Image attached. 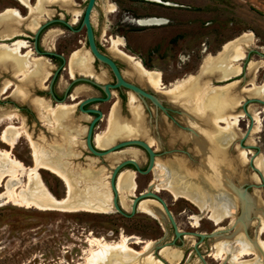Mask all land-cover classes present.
<instances>
[{"label": "rangeland", "instance_id": "1", "mask_svg": "<svg viewBox=\"0 0 264 264\" xmlns=\"http://www.w3.org/2000/svg\"><path fill=\"white\" fill-rule=\"evenodd\" d=\"M30 1L32 4L36 3V0ZM163 1L174 2L177 3L178 6H170V4H164L160 0L157 2L155 0H98L93 15V21L100 43L104 47L109 48L111 46L110 41L112 36L122 37L124 39L123 49L140 59L147 68L160 71L166 85L183 79L189 74H198L201 64L208 54L217 55L218 52L223 49L226 42L233 40L245 32L252 33V43L246 47V54L250 49H258L264 52V0ZM86 2L87 0H74L71 10L69 7L67 8V6L61 4L47 3L46 10L52 11L51 17L58 16V13L66 17L68 16L64 10L66 9L73 14L68 17L73 20L74 12L77 10L82 11ZM109 4H114L116 6L114 12L107 11ZM7 8H17L23 16L29 13V9L18 0H0V12ZM148 16L164 17L169 21L162 25H137L139 24V19L148 18ZM79 24L80 23H77L75 26L78 27ZM133 27L141 29L134 30L132 29ZM53 28L58 30L55 35L54 33L53 35L50 34V29ZM24 32L26 35H30L29 32ZM19 38L27 40V37L17 36L11 38L7 42L15 41V39ZM2 42L3 41H0V43ZM42 44L46 49L64 53L68 58L77 48L83 49L91 55L86 47L85 29L72 32L68 29H61L58 26H51L44 32ZM26 50L27 49H24V51ZM49 59L50 63L52 62V68L58 66L55 60ZM250 59L262 61V65L257 72H255V76L246 69L244 71L247 73L245 77L241 73L232 79L241 80L244 88L251 87L250 82L252 79L255 80L258 86H264V57L257 53H253ZM240 61L234 63L241 67L244 66V63ZM121 63L126 74L134 78L135 76L132 73V68H128L123 60ZM92 65L103 71V73L99 74L102 78L99 76L98 79L105 81L107 79V68L100 63H96L94 58L92 60ZM52 68L50 69L48 77L45 79L44 86H47L50 81L52 71L54 70ZM70 76V67L68 66L67 69L62 72L59 82L60 89L70 81ZM110 77L111 76L108 75V78ZM10 78L11 73H9V75H3L2 77L0 76V82H4ZM209 82L211 83V79ZM223 83H227V81ZM15 85V82H13L10 88L0 93V100H8V98H4L13 91ZM0 87H2L1 84ZM42 93L43 94H40L41 97H45L49 100L46 91L43 90ZM86 94H88V92L80 94L79 98L75 100L68 99L66 102L75 103L77 100L85 97ZM249 96L256 97L253 95ZM243 100L244 96L241 98L242 102ZM23 101V99H15V102H0V148L6 150L11 149L14 157L21 160L26 166H35V158L30 138L33 141H37V144H45L54 151L57 150L59 144L63 142L67 147V144H65L67 140L61 132L57 133L55 126L48 124L46 121V123L41 121L35 108L36 114L33 112L32 115L27 116L23 109ZM117 102L118 99L114 98L108 103L99 104V107L108 114L111 112L113 105ZM249 108L252 114L258 112L261 127L260 131L251 134V136L247 138L246 143L259 147L261 153L259 155L263 156L264 165V105L255 102L250 104ZM242 112L243 111H240V113ZM175 116L179 121L181 120L178 114ZM83 117V115L79 114L76 116L75 110L73 111L74 124L84 129L85 133L87 123L85 119L82 120ZM132 119L133 117L131 120ZM148 119L151 121L150 125L153 133H158L163 141L162 145L157 138L153 144L154 148L159 152L172 148L189 150L191 157L194 158L191 161H193L194 164L198 163L200 157L195 154L192 142L188 141L187 138H183V140L179 137H175L176 139L174 138L175 134L182 133V130L173 125L171 120L165 117V121L158 125L159 120L157 122L156 118L149 117ZM11 123L16 126L25 127L26 130V133L18 139L13 148L1 139L5 127ZM156 124L158 126L156 127L157 129L154 127ZM248 124L249 118L245 117L233 127L235 138H237V136L238 138L231 143L229 149L231 157H236V155L240 153V150L245 149L240 147L239 138L245 134ZM107 125L108 120L105 119L101 121L96 132H104L107 129ZM221 125L225 126L223 123ZM84 133L72 137L73 141L71 142L70 148L73 152L65 155V162L73 168L81 167L80 169L85 170L89 167L81 164L86 163L85 158L89 157L90 153L85 151L82 147L84 146ZM185 133L186 132H183V134ZM151 137H153V139L155 137L156 139L155 134H152ZM247 151H251V153L247 154V158L250 159L256 152V149H249ZM76 156H79V158L74 159ZM125 156L135 157L142 167L147 164L145 152L138 147L120 151L116 155L113 154L110 161H113L112 164H115L118 159L124 158ZM177 157L184 158V160L188 161L191 159V157H188L185 153L172 151L161 154L159 160L167 161L169 159H176ZM248 162L249 160L235 170L232 180L240 178V183H243L245 182V178L247 179V177L251 176L250 178H252L251 180L253 182L263 183L260 174L252 169ZM88 164L90 167L93 166L92 162ZM201 164L199 166H201ZM93 168H102L104 170L101 186L112 196L109 186L108 178L110 173L107 171L108 169L105 166ZM230 171L233 172L234 170ZM39 172L46 188L55 197L62 199L67 195L66 183L57 174L42 167L39 168ZM157 173L159 174V171L150 172L148 174L136 172V193L145 190L151 182L159 181ZM253 175H256L258 178L253 177ZM7 181L8 179L0 186L1 193L6 190ZM22 183L24 185L28 183V177L26 175L22 177ZM251 190L259 191V195H261L260 197L264 201V186ZM127 193L124 195L121 194V201L124 199L122 205L130 212L133 196L129 194V192ZM130 193L133 194V191H130ZM158 193L168 202L179 228L184 231L197 230L201 232H212L217 228L229 227L235 220L234 216H226L220 223L216 224L215 221L210 218V209L207 210L208 212L205 217L200 218L199 214L202 209L193 200L185 197H175L167 189H160ZM196 218L200 219L198 223L196 222ZM169 231L172 232L171 227H169ZM165 233V224L160 218H156L141 210L133 217H125L116 211L101 213L86 210L65 211L58 209H39L36 207L17 205L13 202H7L4 199L0 200V264H87V256L92 248H96V245L91 242L92 239L103 238L114 243L127 238L130 247L135 250H143L147 242H154L164 236ZM250 233L252 235L255 234L254 227L250 229ZM260 237L264 240V234H261ZM196 240H198V238L190 236L185 239L184 243L178 241L179 249L182 250L180 264H184L190 255L193 257L191 264L201 263V259L194 249V242ZM215 245L216 243H205L202 247L200 246L208 264H222L223 259L226 258L225 256H217ZM171 249L175 250L173 248ZM113 253L109 255V261L119 260L125 264H136L138 261L137 258L135 261L131 258L137 257L135 254L130 253V256H132L130 258H125L123 256H115ZM249 256L251 255H245L243 258ZM149 262L151 264H156L158 262V264H162L160 259H157V262L155 261L154 255L153 258L149 259Z\"/></svg>", "mask_w": 264, "mask_h": 264}, {"label": "bare ground", "instance_id": "2", "mask_svg": "<svg viewBox=\"0 0 264 264\" xmlns=\"http://www.w3.org/2000/svg\"><path fill=\"white\" fill-rule=\"evenodd\" d=\"M19 1L28 5L32 13L34 14L35 12L36 16L40 6L43 4L45 6L47 3L61 4L67 6V8L69 7L71 10L74 3V0H38V3H36L37 7H33L31 6L30 0ZM160 1L167 5L170 4V6H178V4L174 2ZM115 10L116 6L114 4L108 5V12H114ZM45 11V16L52 15L51 10L45 9ZM81 14V10L74 12V23L79 20ZM157 20L158 19L154 18H142L138 20V23L151 25L157 22ZM22 22V19L17 18L12 10H7L5 15H0V25L4 26L3 32L7 36L19 32L18 29ZM33 25L32 28L34 27ZM251 35L252 33L245 32L233 40L226 42L223 49L217 55L208 54L204 58L198 74H189L183 79L172 82L170 85L164 83L163 75L160 71L147 68L140 59L126 52L123 49L124 39L122 37L112 36L110 41L111 46L109 50L111 53L116 57H120L127 64L128 68H132L133 75L142 84L159 93L166 94L170 101L182 106L186 110L185 119L189 124H192L194 130L198 133V136L195 134H188V136L185 137L187 132L184 135L182 132L175 134L174 138L179 137L183 140V138L190 137L194 140L198 150L202 154L201 166L192 168L190 164L187 163V160L180 157H177L176 160L169 159L167 161H161L158 158L155 165V171H159V174H156L157 178H159V181H155L156 190L167 189L175 197H185L193 200L202 210H205V208L206 210L210 209V218L215 221L216 224L220 223L226 216H234L242 203L240 199L236 197H234L233 201L232 199L224 198L223 192H229L228 190L231 189V181L235 174V170L241 167L240 165L245 164L247 160H250L247 158V154L251 153V151H247L249 149H242L236 157H231L226 147V142L232 143L236 137L233 127L238 123L239 116H244V112L239 114L232 112V110L242 102V95L240 91L235 88L236 83H230L226 86H216L212 85L209 80L212 77L225 79L240 74L242 67L234 62L240 61L245 57L246 47L252 43ZM23 45H25L24 42H18L12 47H0L1 70L13 64L12 62L15 64V60H17L18 65H16L19 67V71H23L24 61L26 60L20 52V48ZM46 59L48 60V58ZM46 59L43 63V73L45 76H47L49 71V63ZM92 60V55L87 51L83 49L74 50L70 60L71 74L91 73L90 66ZM261 65L262 61L251 60L248 65V72L255 76V72H257ZM31 74L32 72L25 73L27 79L32 76ZM250 83L251 87L243 88V90L249 95L264 99V86H258L254 79H252ZM20 91L21 93L23 92L22 90ZM136 99L135 95L131 93L130 104L133 110V119L131 121L129 120L130 122L120 116L119 104H115L109 117L107 131L103 134L96 133L97 137H95V141L99 147L105 148L112 144L117 138L132 135L147 137L151 144H154L157 138L155 139L154 137L153 139L150 135V128L146 123L145 114L141 105H133ZM49 101L46 99H37L36 103L41 110H43V119L47 122L51 123V120L55 118L53 116L55 114L57 115L61 125V133L67 140V142L65 141L67 147L63 142L59 144L60 148L58 147L57 150L54 151L45 144H37V142L30 138L35 158V166H26L21 160L14 157L11 149L6 150L0 148V186L8 179L6 190L2 193L0 192V200L4 199L7 202H13L17 205L26 207L65 211L75 210L73 200H76L81 207L97 210L95 203H100L98 200H101L103 204L98 206V210L100 212L110 211L112 196L101 186L104 170L102 168L94 169L93 174H91L92 169L86 168L84 170L80 169L81 167L73 168L65 162V155L73 152L70 148L71 142L73 141L72 137L83 133L82 130L74 126V118L71 115L73 107L67 103H58L59 105L56 109H51V102ZM46 110H49L52 115L55 113L52 119L49 114H46ZM253 115L255 118V125L253 126L251 134L260 131L261 127L258 112ZM222 123L225 126H222ZM25 133V127L21 126L17 128L11 123L8 127H5L2 132V139L13 148L18 139ZM254 162L255 166L264 176L263 156L258 154ZM39 167L51 170L64 180L65 183L68 184L70 195H66L62 199L55 197L46 188L40 175ZM230 170L234 171L231 172ZM24 175L28 177V183L25 185L22 183V177ZM79 176L82 178H79ZM253 177L258 178L256 175H253ZM84 178L92 180V184H89L85 188V191L81 193L82 188L79 191L76 190L80 186V184H78L79 180L82 181ZM239 179L240 178H238V180ZM244 180L246 181L247 179L245 178ZM193 184L198 185H195L193 188ZM210 184L213 190L208 188ZM118 186L122 195L130 191L134 192L137 186L134 171H123L119 177ZM73 190H75L73 194L74 199L71 198V192ZM260 196L257 190L255 195L251 196L250 206L248 208L249 216L246 217L243 224L237 227L234 234V241L224 238V236L216 239L215 249L217 256L226 257L230 255V262L232 264H264L263 258L259 255H256V262L253 263L244 261L245 258H243L245 255L256 254L251 242L245 238L243 232L244 226H249L258 222L260 225L259 232L260 234H264V201ZM79 197L81 201L78 200ZM122 201L124 203V199ZM154 204H156L155 200H144L140 203L139 209L157 217V208ZM251 214L253 218H250ZM199 220V218H196L197 223ZM91 242L96 245V248H92L87 256V264H102L107 258L109 260V255L115 251L125 258H130L132 256H130V253L135 254V256L138 257L136 264H148L150 263L149 259L153 258L152 253H148V256H142L144 252H147V250L149 251L153 243L152 241L147 242L143 250H135L130 247L127 238L114 243L103 238H95L92 239ZM259 242L264 248V240L261 237H259ZM163 253L170 261H178L182 257V254L178 253L176 249H163ZM108 264L125 263L115 260L109 261Z\"/></svg>", "mask_w": 264, "mask_h": 264}, {"label": "water", "instance_id": "3", "mask_svg": "<svg viewBox=\"0 0 264 264\" xmlns=\"http://www.w3.org/2000/svg\"><path fill=\"white\" fill-rule=\"evenodd\" d=\"M36 3H37V0H36ZM97 4H98V0H87V4H86V6L82 12L81 25L78 28H75L74 25L71 23V21H69L63 17H60V18H50L49 20H46V21L42 22L41 24H39V26L36 29L35 35H34L35 51H33V53L37 52V54L39 56H43L46 58H49L50 56L51 57H57L63 61V64L59 68H57L56 71L53 73L51 80H50V83H49V93L56 100V102H53L51 99H49V100H50L52 105H56L58 103H66L67 98H68V92H69L71 86L78 81L90 82L93 85L100 88L101 90H103V92L106 94L105 97L91 96V97L82 99L76 103L77 105L75 108V113L79 109L80 111H82L84 113L95 115V116H92L91 118H89V120H88L89 124L86 125V130H85V133L83 134L84 146H82V147L85 151L90 153V156L86 157L85 158L86 163L81 164V165L87 166V167H89V169H92L91 174H93V172H94L93 167L98 168V167H103V166H105L108 169L107 171H109V173H110L108 179H109L110 192L112 193V199L110 202L111 209H110V211L101 212V213H109V212L116 211V212H119L120 214L124 215L125 217H133L137 212L140 211L139 207H140V203L142 201L148 200V199L155 200L156 204H154V205L157 208V210H156L157 217L156 218H160L161 221L165 224L166 233L160 239L155 240L152 243V245L150 246L149 251L147 250V252H144V254H142V256L143 257L148 256V253H153V255L155 257V261H157V259H160L162 264H180L181 259L178 261H175V262H171L168 259V257L166 255H164V253H162V251H163V249H166V248L167 249L173 248V249H177L178 253L182 254V250L179 249L178 241H181L182 243H184L186 238L193 236V237L198 238V240H196L194 242V249H195L197 255L199 256V258L201 259V263H199V264H208V262L205 258V255L202 253V251L200 249V246L202 247V245L205 243L215 244L216 239H218L221 236H224V238H227L229 240L234 241V238H235L234 234H235L237 227H239L240 224H243V221L246 219V217L249 216L248 208L250 206V199H251V196L255 195V192H256L255 190H251V189L258 188L260 186H264V183L253 182L250 177H247V180L243 183H240V181L238 179H233L231 181V189L228 190L229 192H223L224 198L232 199V201H233L234 197H236V198H239L242 203H241L240 207L238 208L237 213L234 214L235 220L232 222V224H230L229 227L217 228V229L213 230L212 232H201V231H197V230L184 231V230L180 229L179 225L177 223V220H176L173 212L171 211V209L169 207L168 202L165 200V198H163L158 193V190H156L155 181L151 182L145 190L140 191L139 193H136L137 186H136L133 194L129 192V194H131L133 196L132 203H131V210H130V212H128L125 209V207L122 205V202H121L122 195H121V192H120L119 186H118V181H119V177H120L121 173L123 171H126V170L134 171L135 175H136V172L141 173V174H147V173L151 172L152 170L155 169V165L157 162V151L153 147V144H151V142L149 141V139L147 137L140 136V135L120 137V138H117L115 141H113L112 144H110L109 146H107L105 148L99 147L95 141V137H96V133H97L96 130H97V128H99L100 122L103 121V119L105 117L104 112L102 109H100L97 106H90L88 108H86L85 106L88 104L94 103V105H95L99 102L109 101L113 97V91L111 90V88L124 87V88H127L134 95L139 96V98L144 102L145 106L149 109H151V108H150V104H149L148 100H150L154 104V106L157 110L162 109L166 113H168V108L164 105L163 102L166 101V102L172 104L173 106L176 107V109L174 111L178 112L180 115H182L183 121L185 123V125L183 127L187 131L186 136H188V134L189 135L195 134L196 136H198V133H196V131L192 127V124H189L187 122V120L185 119L186 110L182 106L170 101L168 99V96H166V94L159 93L150 87H148L150 91H147L143 87L135 84L134 82L128 81L124 77L123 71L120 69L115 58L101 50L100 41H99V38H98V35L96 32V27H95V24L93 21V15H94L95 9L97 7ZM3 12L4 11L0 12V14H2ZM29 14H30V9H29ZM29 14L24 16V17L29 18ZM148 18L158 19L157 22H154V24H151L149 26L162 25V24L168 23V21H169L167 18L158 17V16H148ZM56 22L63 24L64 26H66L67 28H69L70 30L75 31V32H78L82 29L86 30V39H87V44H88V50L90 51L94 60H97L100 64L105 66L107 69H109L113 73L115 81H116L115 83L100 82V80H96V79L89 77V76H85V75L84 76H76V74H75L74 78L71 80V82L69 83V85L67 87L65 96L62 99H60L56 96L55 91H54L55 81L58 77L60 70L66 64H68L70 67L71 56L69 58H67L62 53H58V52H55L53 50H47V49L41 50L39 48L40 33L45 28H47L48 26H50ZM137 25L138 26H148L145 24H137ZM6 39H9V38H0V41H6ZM253 53H257L258 55L264 57L263 51H260L258 49L248 50V53L241 60V62L244 63V66H242V71L240 72V74L242 73L244 77L247 75V73H245L244 71L246 69H248V64L251 61L250 58H251V55ZM9 73H11V72L3 73V75H6V74L9 75ZM240 74H238V75H240ZM3 75H1V76H3ZM233 77H236V76H230L229 78H226V79H219L217 77H212L211 78V84L216 85V86H226L227 84H230V83H236L235 88H237L240 91L241 95L244 96V100H243L242 104H239L238 106H236L232 110V112L235 114H239L240 111H243L245 114L244 116H239L238 123L245 117L249 118V124H248L247 130H246L245 134L241 138H239V143H240L241 148L256 149V152L251 156L248 163L252 169H254L256 172H258L261 175V178L264 182V176H263L262 172L255 166V162H254L255 157L258 154H260L259 147L255 146L253 144L246 143L247 138L250 136L251 131L253 129V126L255 125V118H254V115L252 114V112L250 111L249 105L252 103H255V102H259V103L264 105V99H261L259 97L249 96V94L245 90H243L244 87H243L241 80L232 79ZM15 78L16 77L13 75V73H11V79L13 81H15L14 80ZM225 81H227V83H223ZM3 84H4V82L2 83V86H3ZM0 93H2V91H0ZM246 96H247V98H246ZM12 97L14 99H17L14 96H12ZM132 117H133V115H132ZM83 119H86V117L84 116ZM173 119L177 123V120L175 119V117H173ZM145 120H146L147 125L150 128V135H151V133H152V127L150 125L151 121L150 120L148 121L147 117H145ZM154 127L155 128L158 127L157 124ZM50 132L53 133L52 131H50ZM157 138H158L159 142L162 144L163 141H162L161 137H157ZM237 138H238V136H237ZM237 138H235L234 141H236ZM187 139H188V141L192 142V144L194 146L195 154H197L200 157L198 163L194 164L193 161H191L194 158L191 157L190 151L189 150L186 151L189 154V157H191V159L189 161L187 160V163H189L192 168H195L201 164L202 154L198 150L194 140L190 137H188ZM226 144H227L226 147L229 151V149L231 147V142H229V143L226 142ZM135 147L142 149L143 151H145L149 155V164H148L147 169H143L135 157H126L125 156L124 158L118 159L115 162V164H112L113 161L112 162L110 161L113 154L116 155L120 151L129 149V148H135ZM79 156L74 157V159L79 158ZM174 160H176V159H174ZM89 162H92V164H93L92 167L89 166V164H88ZM79 178H82V177L79 176ZM78 184H80V186H79V188H77L76 191H79L82 188L81 193H83L85 191V188L89 184H92V180H90L88 178H86V179L84 178V179H82V181L79 180ZM195 185H198V184H193L192 187L194 188ZM66 186H67V195L69 196L70 191H69V187H68L67 183H66ZM211 186L212 185L210 184L208 188L210 190H213ZM74 191L75 190H73L71 192V195H72L71 198L72 199H74V197H73ZM78 200L81 201L80 197L78 198ZM98 201H100V203H95V206H97V210H91V208L89 209V208H85L83 206L82 207L79 206V203L76 200H73V204L75 205V208H74L75 210H72V211L86 210V211H92V212H100L98 210L99 209L98 206L100 204L102 205L103 202L101 200H98ZM207 212L208 211L206 210V208H205V210H202L201 213L199 214L200 218L205 217ZM251 217H252V214L250 215V218ZM169 227L172 228V232L169 231ZM253 227L255 228V234L254 235H252L250 233V229ZM259 228H260V225L258 222L255 224L249 225V226H244L243 232H244L245 238L251 242V244L254 248V251L256 253L255 255L245 257L244 261H249L252 263L256 262L255 261L256 255L261 256L263 258V261H264V248L259 242V237L261 236V234L259 232ZM113 255L118 256V257L121 256V254H119L116 251L114 252ZM131 258H132V260H135L138 257H131ZM192 260H193V257H192V255H190L184 264H191ZM108 262H109V260L107 258L102 264H108ZM158 263H156V264H158ZM227 263L232 264L230 262V255L229 256L227 255L226 258L223 259L222 264H227ZM148 264H150V263H148Z\"/></svg>", "mask_w": 264, "mask_h": 264}, {"label": "flooded vegetation", "instance_id": "4", "mask_svg": "<svg viewBox=\"0 0 264 264\" xmlns=\"http://www.w3.org/2000/svg\"><path fill=\"white\" fill-rule=\"evenodd\" d=\"M19 1V0H18ZM20 2V1H19ZM157 2V1H156ZM21 3V2H20ZM30 3H31V1H30ZM37 3H38V1H37ZM21 4H23V3H21ZM86 4H87V2H86ZM25 7H27L28 9H30L29 8V6L28 5H25V4H23ZM31 6H33V7H37V4H32L31 3ZM86 6V5H85ZM85 8V7H84ZM45 9H46V6L43 4V5H41L40 6V9L38 10V14H37V16L35 15V12H34V14L32 13V10L30 9V14H29V18L28 17H24L21 13H20V11L17 9V8H7V9H5L4 10V12L2 13V14H0L1 16L2 15H5V13H6V11L7 10H12V12H14V15L15 16H17V18H21L22 19V24H21V26H20V28L18 29L19 30V32H17V33H13V34H11V35H5V33L3 32V30H4V26H1L0 25V38H9V39H6V41H3L2 43H0V47H2V46H8V47H12V46H15V44H17L18 42H24L25 43V45H23V46H21V48H20V52H21V55L22 56H24L25 57V61H24V69H23V71H19V67L17 66L18 65V61L17 60H15V64H14V62H12L13 64H10V65H8L4 70H1L0 69V76L1 75H3V73H7V72H11V73H13V75L18 79H14L15 81H13L11 78L10 79H8V80H5L4 81V84H3V86L2 87H0V91H2V93L3 92H5V90L6 89H8V88H10V86H11V84L13 83V82H15V86H14V89H13V91H12V93H10L8 96H5V98L4 99H6V98H8V100H0V102L2 103V102H15V99L12 97V96H14L15 98H17V99H23L24 101H23V103H24V110H25V112H26V114H27V116H30V115H32L33 114V112L35 113V110H34V108L36 109V111H37V113H38V117H39V119L41 120V121H46V120H44L43 119V110H41V108L37 105V103H36V100L37 99H46L45 97H41V95L40 94H43L42 93V91L43 90H45L46 91V93H47V95H48V99H51L53 102H56V100L52 97V95L49 93V83H50V81H49V83H48V85L47 86H44V82H45V79L48 77V74L50 73V69L52 68V66H51V63H50V61H48L46 58H43V57H39V55L37 54V52H34L33 53V51H35V47H34V35H35V31H36V29H37V27H38V25L39 24H41L42 22H44V21H46V20H49L50 18H60V17H63V18H65V19H67V20H69V21H71L72 19H70V18H68L72 13L71 12H69V11H67L66 9H64L65 10V13H67L68 14V16H64V15H62V14H59L58 13V16H56V17H49V16H45V13H46V11H45ZM84 10V9H83ZM83 10H82V12H83ZM73 15V14H72ZM47 17H49V18H47ZM43 18H47V19H44V20H41V19H43ZM148 19H150V18H148ZM40 20H41V22H40ZM81 20H82V14L80 15V19L76 22V23H74L73 22V20H72V24L74 25V27L75 28H78L80 25H81ZM77 23H80L79 24V26L78 27H76L75 25L77 24ZM34 26L33 28H32V25ZM36 24V25H35ZM140 24V23H139ZM51 26H58L59 28H61V29H68V30H70L69 28H67L66 26H64L63 24H61V23H59V22H56V23H54V24H52V25H50V26H48L47 28H45L41 33H40V36H39V48L41 49V50H44V49H46L44 46H43V44H42V36H43V34H44V32L48 29V28H50ZM149 26V25H148ZM24 31H27V32H29L30 33V35H26L25 34V32ZM51 31V32H50ZM50 34H52L53 35V33H54V35H55V33H57L58 32V30H55L54 28L53 29H50ZM70 31H72V30H70ZM48 32V33H49ZM72 32H75V31H72ZM47 33V34H48ZM17 36H23V37H27V40H25V39H23V38H19V39H15V41H10V42H7V41H9L11 38H15V37H17ZM86 47L88 48V44H87V39H86ZM100 48H101V50L102 51H104V52H106L107 54H109L110 56H113L114 58H115V60L117 61V63H118V65H119V67H120V69L123 71V74H124V77L128 80V81H131V82H134L135 84H137V85H139V86H141V87H143L145 90H147V91H150L149 90V88L147 87V86H145L144 84H142L136 77H129L127 74H126V71H124L123 70V68H122V63H121V58H118V57H116V56H114L112 53H111V51L109 50V48H106V47H104L101 43H100ZM24 49H27L26 51H24ZM77 49H80V48H77ZM77 49H75V50H77ZM47 50H49V49H47ZM53 51H55V52H57L56 50H53ZM74 52V51H73ZM72 52V53H73ZM220 52V51H219ZM218 52V53H219ZM58 53H61V52H58ZM36 56H35V55ZM62 54H64V53H62ZM65 55V54H64ZM66 56V55H65ZM67 57V56H66ZM49 58H51V60H55V62H57L58 63V66L57 67H55V68H52V69H54L53 71H52V75H53V73L56 71V69L57 68H59L62 64H63V61L60 59V58H57V57H49ZM48 58V59H49ZM68 58V57H67ZM45 59L47 60V62L49 63V71H48V74H47V76H45V74L43 73V63H44V61H45ZM50 60V59H49ZM96 61V63H99L97 60H95ZM241 62V61H240ZM240 62H239V64H240ZM17 64V65H16ZM69 65L68 64H66L61 70H60V72H59V74H58V77H57V79H56V81H55V84H54V91H55V94H56V96L58 97V98H60V99H62L64 96H65V93H66V90H67V87H68V85H69V83L71 82V80L74 78V77H72V76H75V75H72L71 74V72H70V81L69 82H67L66 83V85H64V86H62V89H60V87H59V82H60V78H61V76H62V72H63V70H65V69H67V67H68ZM90 70H91V73H76V76H89V77H92V78H94V79H96V80H99L98 78H99V76L102 78V76L101 75H99V74H101V73H103V71H101L100 69H98L97 67H94V65H92L91 64V66H90ZM26 72H28V73H30V72H32V76L30 77V78H28L27 79V76H25V73ZM52 75H51V77H52ZM106 75H107V79L105 80V81H101V79H100V82H109V83H115L116 81H115V78H114V75H113V73L109 70V69H107L106 70ZM108 75H110L111 77L110 78H108ZM235 76H237V75H235ZM2 77V76H1ZM229 78V77H228ZM226 79V78H225ZM10 80V81H9ZM50 80H51V78H50ZM2 81L0 82V84L2 85ZM20 90H22L23 92L21 93V91ZM111 90L113 91V97L111 98V100H109V101H104V102H99V103H97V104H95L94 105V103L93 104H88V105H86L85 107L86 108H88V107H90V106H97V107H99V104H103V103H108V102H110V101H112V99H114V98H117L118 99V104H119V113H120V116L123 118V119H125V120H127V121H131V118H132V106H131V104H130V95H131V93L132 92H130L127 88H124V87H121V88H111ZM35 91V92H34ZM37 91V92H36ZM78 91V92H77ZM84 92H88V94H86L85 95V97H83V98H81V99H79V100H77L75 103H67V104H69V105H71L72 107H73V109H72V113H71V115L73 116V111L75 110V108H76V103L77 102H79L80 100H82V99H85V98H88V97H91V96H101V97H105L106 96V94L103 92V90H101L100 88H98L97 86H95V85H93L92 83H90V82H86V81H78V82H76V83H74L72 86H71V88H70V90H69V92H68V98H67V100L68 99H72V100H75V99H77V98H79V96H80V94H82V93H84ZM133 94V93H132ZM135 97L137 98L136 100H135V102H134V104L133 105H136V104H140L141 105V107L143 108V112H144V114H145V117H147V120L149 121V117H153V118H156V120H157V122H158V120H159V124L158 125H160V123L161 122H164L165 121V117L167 118V119H169V120H171V122L173 123V125H175V126H177L178 128H180L181 130H182V132H187L185 129H184V125H185V123H184V121H183V118H182V115H180L178 112H175L174 110L176 109V107L175 106H173L172 104H170V103H168V102H166V101H164L163 103H164V105L168 108V113H166V112H164L162 109H156L155 108V106H154V104L150 101V100H148V102H149V104H150V108L151 109H149V108H147L146 106H145V104H144V102L139 98V96H137V95H135ZM47 100V99H46ZM49 101V100H48ZM50 102V101H49ZM117 103H115V104H117ZM115 104L113 105V107L115 106ZM59 104H57V105H52L51 104V106H50V108L51 109H56L57 108V106H58ZM113 107H112V109H113ZM100 108V107H99ZM101 109V108H100ZM103 110V109H102ZM45 111V110H44ZM47 111V110H46ZM112 111V110H111ZM104 112V111H103ZM36 114V113H35ZM46 114H49L50 115V118L52 119V116L55 114H50V111L48 110L47 111V113ZM83 115V116H86L87 118L85 119V121H86V123H87V125L89 124V118H91L92 116H95L94 114H88V113H84V112H82V111H80L79 109L76 111V113H75V115L77 116V115ZM158 114V115H157ZM176 114H178L180 117H181V120L179 121L177 118H176ZM104 115H105V117H104V119L103 120H108V124H109V117H110V115H111V112L110 113H108V114H106L105 112H104ZM37 116V115H36ZM53 117H55L54 118V120L52 119L51 120V123H49L48 122V124H51L52 126H55V129L57 130V133H60L61 132V125H60V121H59V119H58V117H57V115L55 114ZM173 117H175V119L177 120V123L174 121V119H173ZM57 119V120H56ZM82 120H84V119H82ZM155 120V121H156ZM129 121V122H130ZM47 122V121H46ZM45 122V123H46ZM164 125H166V124H164ZM9 126V125H8ZM8 126H6V127H8ZM16 126V125H15ZM74 126L75 127H78V126H76L75 124H74ZM108 126L109 125H107V129H108ZM155 126V125H154ZM17 128H19V127H21V126H16ZM173 127V126H172ZM79 128V127H78ZM80 130H82L83 131V133H84V129H81V128H79ZM107 129L104 131V132H100V133H105L106 131H107ZM155 129H157V128H155ZM98 134V133H97ZM152 134H155V136H156V138H157V136L158 137H160V135H158V133H153V130H152V133H151V136H152ZM184 135V134H183ZM96 137H97V135H96ZM1 139H2V135H1ZM162 139V138H161ZM35 140V139H34ZM2 141H3V139H2ZM4 142V141H3ZM35 142H37V141H35ZM7 144V143H6ZM153 147H154V145H153ZM59 148H60V146H59ZM156 149V148H155ZM156 151H157V159L159 158V156L161 155V154H163V153H167V152H172V151H180V152H182V153H185L188 157H189V154L186 152V151H188V150H186V149H176V148H172V149H165V150H163V152H159L157 149H156ZM145 152V151H144ZM145 154H146V156H147V164L144 166V167H142L143 169H147V167H148V164H149V155L145 152ZM172 160V159H171ZM174 160V159H173ZM157 163V162H156ZM133 168V167H132ZM129 171V170H128ZM151 172H155V169L154 170H152ZM150 173V172H149ZM141 174V173H140ZM148 174V173H147Z\"/></svg>", "mask_w": 264, "mask_h": 264}, {"label": "trees", "instance_id": "5", "mask_svg": "<svg viewBox=\"0 0 264 264\" xmlns=\"http://www.w3.org/2000/svg\"><path fill=\"white\" fill-rule=\"evenodd\" d=\"M132 29H134V30H138V29H141V28H135V27H133Z\"/></svg>", "mask_w": 264, "mask_h": 264}]
</instances>
